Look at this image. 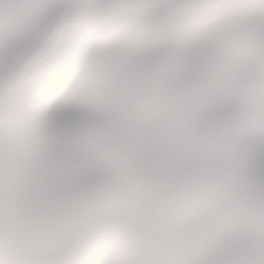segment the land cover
Listing matches in <instances>:
<instances>
[{
	"label": "snow or ice",
	"instance_id": "snow-or-ice-1",
	"mask_svg": "<svg viewBox=\"0 0 264 264\" xmlns=\"http://www.w3.org/2000/svg\"><path fill=\"white\" fill-rule=\"evenodd\" d=\"M0 264H264V0H0Z\"/></svg>",
	"mask_w": 264,
	"mask_h": 264
}]
</instances>
